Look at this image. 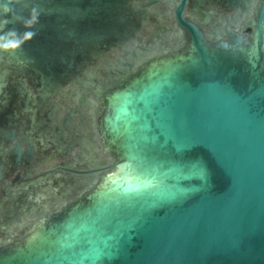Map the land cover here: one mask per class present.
I'll use <instances>...</instances> for the list:
<instances>
[{"label": "water", "instance_id": "95a60500", "mask_svg": "<svg viewBox=\"0 0 264 264\" xmlns=\"http://www.w3.org/2000/svg\"><path fill=\"white\" fill-rule=\"evenodd\" d=\"M0 264H264V0H0Z\"/></svg>", "mask_w": 264, "mask_h": 264}]
</instances>
